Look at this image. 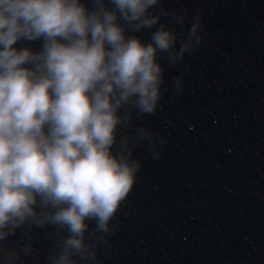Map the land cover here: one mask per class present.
<instances>
[{
  "label": "clouds",
  "instance_id": "9594fccd",
  "mask_svg": "<svg viewBox=\"0 0 264 264\" xmlns=\"http://www.w3.org/2000/svg\"><path fill=\"white\" fill-rule=\"evenodd\" d=\"M160 4L0 0V264L34 255L32 229L58 237L46 264H98L96 242L111 231L141 168L120 129L131 126L133 111L158 108L160 57L178 64L201 40L199 16L181 40L170 25L184 14ZM143 30L148 41L137 35ZM145 139L153 142L142 127L135 142ZM17 230L25 239L5 247Z\"/></svg>",
  "mask_w": 264,
  "mask_h": 264
},
{
  "label": "water",
  "instance_id": "95a60500",
  "mask_svg": "<svg viewBox=\"0 0 264 264\" xmlns=\"http://www.w3.org/2000/svg\"><path fill=\"white\" fill-rule=\"evenodd\" d=\"M159 7L184 14L170 25L181 40L199 16L201 40L178 64L160 57L158 108L133 111L131 126L120 129L141 168L111 231L96 242L98 264H264V0H161ZM137 35L148 41L150 30ZM142 127L151 144L135 142ZM49 231H30L34 255H22L24 264H46L58 238ZM24 239L17 230L4 245L15 249Z\"/></svg>",
  "mask_w": 264,
  "mask_h": 264
}]
</instances>
